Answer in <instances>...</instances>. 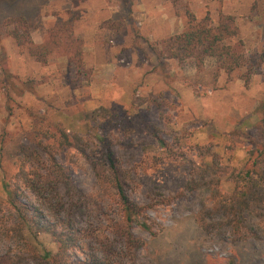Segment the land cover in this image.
Instances as JSON below:
<instances>
[{
	"label": "rangeland",
	"instance_id": "374dc122",
	"mask_svg": "<svg viewBox=\"0 0 264 264\" xmlns=\"http://www.w3.org/2000/svg\"><path fill=\"white\" fill-rule=\"evenodd\" d=\"M18 19L44 61L14 39ZM222 23L233 70L171 40ZM262 131L264 0H0V200L47 143L74 189L95 193L103 140L153 231L134 227L135 264H264V209L232 200ZM25 236L57 252L49 234Z\"/></svg>",
	"mask_w": 264,
	"mask_h": 264
},
{
	"label": "trees",
	"instance_id": "16d2710c",
	"mask_svg": "<svg viewBox=\"0 0 264 264\" xmlns=\"http://www.w3.org/2000/svg\"><path fill=\"white\" fill-rule=\"evenodd\" d=\"M17 21L20 26L12 33L14 39L19 45L27 43L31 55L44 61V52L33 45L24 20ZM233 34L235 30L222 23L213 31L190 28L171 40L189 55L199 51L205 56H230L232 64L228 69L233 70L239 66L238 61L221 45L226 36ZM54 129V142L60 147L71 146L66 131L56 126ZM152 136L164 145L156 133ZM260 139L258 146L255 144L254 149L248 150L250 166L236 174L237 179L243 180L245 191L235 190L232 200L241 207L264 209V131ZM51 145L47 143L42 148L44 158L38 159L34 170L28 172L21 167L16 176L18 184L11 186L3 182L6 197L0 200V264H135L136 252L144 242L135 236L134 227L153 231L142 218L143 207L127 193L129 184L111 146L102 140L98 190L87 194L74 189ZM20 185L29 189L45 210L24 205L20 200ZM26 232L32 236L49 234L57 244V252L39 250L25 236Z\"/></svg>",
	"mask_w": 264,
	"mask_h": 264
}]
</instances>
